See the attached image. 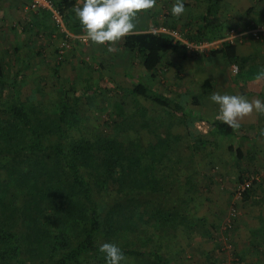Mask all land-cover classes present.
<instances>
[{
  "label": "trees",
  "instance_id": "1",
  "mask_svg": "<svg viewBox=\"0 0 264 264\" xmlns=\"http://www.w3.org/2000/svg\"><path fill=\"white\" fill-rule=\"evenodd\" d=\"M51 3L64 25L81 27L75 9L82 7L83 1ZM199 3L204 6L201 11L195 9ZM218 6L225 9L227 4L225 0L186 4L189 19L184 26L188 35L182 38L193 45L222 40L229 28L224 22H212ZM38 10L42 15H52L48 10ZM161 10L152 8L144 14L155 20L156 30L174 31L172 19L181 18L162 15ZM192 10L197 11L194 14ZM245 13L254 17L235 31L258 27L264 21L250 8ZM121 46L139 59L146 73L131 79L128 93L137 105L132 110L106 106L107 115L95 128L88 126L81 105L104 93L102 84L86 81L80 89L57 87L55 92L46 91L41 78L30 80L25 73L26 68L34 71L29 63L34 54H16L19 46L13 49L15 71L0 66V264H105L99 251L104 243L118 245L126 259L134 261L131 264H177L171 253L177 233L190 240L204 236L199 222H192L189 200L181 190L186 185L192 193L203 191L200 184L206 176L201 174L197 184L199 168L194 160L205 156L204 151L210 154L211 146L216 150L224 144L236 160L243 159L240 149L231 143L242 132L222 121L207 122L191 115L200 95L188 99L185 94H164L153 85L158 73L173 69L177 79H182L179 68L166 57L174 54L181 61L189 57L200 62L206 52L189 50L170 35L138 32L137 28L121 40ZM207 54L209 63L222 60L231 69L236 67L231 81L242 89L264 70L252 57L239 55L237 45L228 41ZM36 55L41 54L37 51ZM61 63L57 59V74ZM214 85L209 79L198 84L202 92H209ZM144 102L162 109L169 119L165 127L154 124ZM177 122L186 129L185 134L175 129ZM184 149L189 153L184 155ZM192 151L198 153L195 159ZM182 170L188 173L183 179L179 177ZM248 170L236 177L237 186L248 175L254 176H243ZM261 180L256 178L239 192L238 202H262L257 196L260 191L264 195ZM228 220V227H232L234 219L229 215ZM263 227L252 236L262 233Z\"/></svg>",
  "mask_w": 264,
  "mask_h": 264
},
{
  "label": "rangeland",
  "instance_id": "2",
  "mask_svg": "<svg viewBox=\"0 0 264 264\" xmlns=\"http://www.w3.org/2000/svg\"><path fill=\"white\" fill-rule=\"evenodd\" d=\"M81 1L83 0H76L77 3H80ZM163 2L162 0H157L156 5L159 6V9L162 7ZM194 2H197V0H186V3L189 5ZM29 3L30 0H0L1 69L7 71L11 70V72L15 71L16 68H14V61L16 60V56L13 49L14 46H19L20 51L16 52V54H19L22 57L24 54L29 55L31 53L30 56L34 54V59H30L29 62L31 65H34V71L32 72L27 68L24 71L30 80L36 76L41 78L43 86L46 87V91L55 92L57 87H63L64 89L67 88L68 91L72 88L80 89L85 85L86 81L92 84H102L106 88L104 93L102 92L100 95H95L89 104H86L85 101V105H81L82 115L88 126L91 128H95L97 124H101V122L104 121V117L107 115V113H105L106 106H120L125 110H132L136 107L137 104L135 103L136 101L134 100V97L128 93V90L133 85V80L131 79H137V75L145 76L146 73L142 69L139 59L124 52V49L121 46V41L111 46L114 49L113 51H108V46L95 45L87 40L81 27L77 28V26H74L73 24L66 26L62 23L61 18H59V21L57 20L56 15L54 16L52 14L48 17V15H42L39 10H29L27 6ZM200 4L201 3H199V5ZM225 4H227V8L225 7V9L222 6H218V12L212 16V22L214 24L224 22V24H226L225 27L229 28V30L241 29L249 19L254 17L253 13L250 15L245 13L249 8L254 11V14L257 17H264V0H225ZM171 8L172 7H169V10L168 8L165 10L162 8V15H172ZM202 8H204L202 4L200 7H195V9L199 11H201ZM192 11L195 14L196 11ZM40 13L41 15H39ZM162 15L160 16L161 18ZM180 18L181 21L177 20L180 26H184V23L189 19L187 14L180 16ZM135 20H138V23L143 22L144 24L146 21L149 22L153 20V18L150 14L145 15L144 12H142L138 14ZM196 27L197 26L192 30H195ZM225 27H223L222 30H225ZM184 28L186 29V26H184ZM145 29L146 28H143V30ZM149 30L150 31L146 32L157 31L152 28ZM173 30L179 39L183 37L180 32L181 29ZM250 38L253 39L252 37ZM253 41L255 40L253 39ZM37 51L41 55L37 56ZM57 51L59 52L57 53ZM57 59L62 62L58 69V74L57 72H54V69H56L55 67L58 66ZM189 61L188 64L191 62L194 64V60ZM192 67L194 68L195 64ZM176 72L177 71L173 69L167 73H158V80L156 79V81L153 82V85L164 94L171 93L172 89L177 93L182 92L187 88L191 91L193 87L188 86V84L185 83L186 81L178 80L179 78L175 76ZM178 73L179 77L182 78L183 76L181 74H184L183 69H179ZM191 73L192 72H188L186 76L187 79H190L189 76L194 77ZM126 74L128 78L126 77ZM55 76H59L57 77L58 79L55 80ZM149 82L152 83V81ZM182 87L184 88L182 89ZM141 104H143L142 100ZM144 104L148 106L149 116L154 124L158 126V128L165 127L169 119L164 115L162 109L147 102H144ZM186 107L189 109L192 108H190L189 104L186 105ZM190 114L198 116V113L195 111H192V113L190 112ZM174 118L175 116H172V119ZM175 125L176 130L185 134L186 129L179 122ZM148 137L150 138L149 135ZM224 142L225 141L222 143ZM263 148L264 144L260 146L259 153H256L255 155L253 154V159L249 158L248 154L246 155L244 152L242 153L243 159L237 160L236 162L233 154H231L233 156V161L235 160L236 164L233 165V161L231 163L230 160V167H225L226 169L223 168V170L228 174L233 172V179L228 177L227 180V177L223 175L219 169L212 171V168L217 167V165H215L217 158L215 160L208 158L209 160H214L212 161L213 167L205 169L200 165L198 166L199 174L196 176L197 184L200 179V171L205 175L210 174L211 177H213L211 173L215 174L214 176H219L213 177L214 181L210 186L211 190H207L206 192L199 191L192 193L186 185L182 188L181 193L189 200V209L194 217L192 222H199L197 225L203 227L204 236L201 238L195 237L193 240H190L189 238L182 236V234L177 233V244L171 249V253L173 255L175 254L174 257L176 258V262L178 261L179 264H207L202 261V256L204 253L210 252L209 248L211 245L214 250L217 251V246L219 249V251L215 253V262L217 264H235L234 258L231 254L234 251V248L237 249L240 246L238 244L239 241L243 246L248 244V242L251 241L249 234L250 231L255 227L259 226L260 228L264 225V195H262L261 191L257 193L259 197H262L261 203L256 202V200L238 202L236 191L239 186L236 184V177L241 171H244V169H249V172L243 174V176L249 173H254L253 175L257 179L261 178L262 183L264 182V171L257 170L261 167L260 164H262V160L260 159H263L264 161ZM192 152L194 156L193 159H195L198 153L195 151ZM188 153L189 151L184 149V155ZM255 156L260 158L259 161ZM203 160L204 158L200 156L198 157V160L195 159L194 161L201 164ZM195 167H197V165H195ZM204 171H207L208 173ZM174 175H176V173ZM185 175H188V173L183 170L179 171V177H182L183 179ZM262 189H264V183ZM212 190H214V192ZM204 199H206L205 202H203ZM229 215L234 219V225L232 227H228V221H230L228 220ZM259 217L261 218L262 225L260 224ZM209 221L214 228H209ZM208 231H210V235H213L220 240H215L216 243L208 241V239L206 240V234ZM236 233H238V238L240 239L234 241ZM167 235L169 236L171 234ZM258 236L259 238H256L257 241L260 242L264 240V227L263 232ZM234 242L235 245H233ZM258 248L262 249L261 254H256L254 257H256L257 260H263L264 243H261ZM179 250L185 253H180ZM203 251L204 253H202ZM131 263H134V261H131L130 259H126L124 262V264Z\"/></svg>",
  "mask_w": 264,
  "mask_h": 264
},
{
  "label": "crops",
  "instance_id": "3",
  "mask_svg": "<svg viewBox=\"0 0 264 264\" xmlns=\"http://www.w3.org/2000/svg\"><path fill=\"white\" fill-rule=\"evenodd\" d=\"M164 0H162L163 2ZM164 4H162L161 8H164V10L166 9V7H172L175 3V0H165L163 2ZM184 4L186 5V0H184ZM165 5V6H163ZM154 8L159 9V6L156 5ZM185 15H189V11L185 10ZM183 14V15H184ZM161 21V17L159 19V22ZM172 21L174 24V29H178L180 30L182 35H188L186 32L187 30L184 28V26H180L179 22H177L176 18L172 19ZM155 22V20H151V21H146L144 24L143 22H139L138 20H135L134 23L136 24V28L138 32H143V31H150L149 29H156L153 23ZM183 25V24H182ZM161 26V25H158ZM143 28H146L145 30H143ZM180 28V29H179ZM182 43H188L187 41L184 40V38H180ZM190 44V43H188ZM235 44L237 45V49H238V53L241 56H248V57H252L254 59V64L260 66L261 68L264 69V40L261 42H256L253 41V39L250 38V36H244L243 38L238 39ZM193 45V44H191ZM207 56H205V58L199 62L198 59L194 60V64L195 67L193 68L192 66H194V64L191 62L188 64V62H190L189 57H186L185 59H183L182 61L179 59V57H176V55L172 54L169 57H166L167 60H169L171 63L175 64L179 69H183L184 74H181L182 77V81H186L185 83L188 84V86H192V90L190 91L188 88L184 89L182 92L177 93L174 89H172L173 94H180V95H187L188 99L189 97H195L198 96L200 97L198 100V104L196 106H193V112H197L198 116L201 117L202 119H204L207 122H213L215 120L217 121H221L216 119L217 115L219 114V107L218 105H215L214 103H212L210 101V96L214 93V92H220L221 94H230V95H244L246 96L250 101L251 100H255L257 98L264 100V80H260L259 82H256L255 79L249 81V83L246 85L244 84V89L237 87L234 83H232L231 81V76L234 73V71H232L231 67H228L224 64V62L222 60H214L212 59L211 62L209 63V57L208 54L206 52ZM193 68V70H192ZM171 71V70H170ZM188 72H192L191 75H193L194 77H190V79H187L186 76L188 74ZM186 73V74H185ZM209 79L210 81H214L215 85L213 86V88L209 91V92H202L201 88H199L198 84H200V82ZM243 86V85H242ZM184 87H182L183 89ZM249 90L251 91V93H249ZM202 92V93H201ZM162 93V92H161ZM249 93V94H248ZM168 94V93H167ZM204 96L206 95L207 98H203L202 95ZM200 95V96H199ZM191 99V98H190ZM189 101V100H188ZM198 118V117H197ZM241 127L240 130L242 133H238L237 135H241V137L239 136V138H234L232 140V145L239 148L240 151L242 153L245 152V154H248V157L253 159L254 155L256 153L260 152V146L262 144H264V137H261L259 134L260 129H264V113H258L256 111H254L252 114H250L249 116L243 118L241 121ZM256 133H258L256 135ZM243 135V136H242ZM225 143V142H224ZM264 149V148H263ZM210 150V154H206V152L204 151V155L202 156L204 158L203 162L198 163V166L200 165L201 167H204L205 169L208 167H213L212 166V162L209 163L210 161H214L216 158L217 160L215 161V165H217V167L212 168V171H214L215 169H219L220 172L225 175L228 180V177H230L231 179H233L232 177H234L233 172L231 173H225V170H223V168H229L230 167V160L231 163L233 161V156L231 154H229L227 152V148L224 144L220 145L219 148H217L216 150L213 148V146H211ZM254 154V155H253ZM209 156V157H206ZM207 158L209 159H214V160H207ZM255 158L259 161L260 158H257L255 156ZM236 160V159H235ZM235 160L233 161V165H235ZM262 160V164L261 167H259L257 170H263L264 171V161ZM237 162V160H236ZM225 168V169H226ZM233 170V169H232ZM206 173H208L207 171H204ZM228 172V171H226ZM203 172L200 173V178L203 177ZM211 175L213 177H218L214 176L215 174L211 173ZM206 176V180L204 183H201L200 185L203 188V191L201 192H206L207 190H211L210 186L211 184H213L214 178L210 177L208 175ZM264 183V182H263ZM263 188V186H262ZM214 192V190H212ZM259 191V189H258ZM257 192V191H256ZM258 196V195H257ZM206 199H204L203 202H205ZM208 202V201H207ZM256 202L261 203L260 201L256 200ZM260 218V217H259ZM261 219V218H260ZM210 224V221L208 222ZM261 224V221H260ZM209 228H214L213 225H209ZM256 229H259L258 227H255L253 230L250 231V240L248 242V244L246 245H241V242L239 241V247L236 249L234 248V251L232 252L231 256H233L234 258V262L235 264H264V255H263V260H257L256 257H254L256 254H261L262 249L258 248L256 245H260L261 243H264V240L262 241H257L256 238H259V232L257 233V236L254 237L252 236V232L255 231ZM210 231L207 232L206 234V240L208 239V241H212L213 243H216L215 240H220L219 238L214 237L213 235H210L209 233ZM255 235V234H253ZM236 238H234L235 240H239L240 238L238 233H236L235 235ZM218 244V243H217ZM235 245V242L234 244ZM214 246V245H213ZM256 246V247H255ZM210 252L209 253H204V251L202 253H204V255L202 256V261L206 262L207 264H217L215 262V253L219 251L218 246H217V251L214 250L212 248V246L210 245L209 248ZM230 252V251H229ZM211 253V254H210ZM264 254V251H263ZM243 255V256H242ZM199 260V259H197ZM245 260V261H243ZM189 262V261H188ZM185 262V263H188ZM177 264L178 261L176 262ZM190 264V263H188ZM191 264H195V263H191Z\"/></svg>",
  "mask_w": 264,
  "mask_h": 264
},
{
  "label": "clouds",
  "instance_id": "4",
  "mask_svg": "<svg viewBox=\"0 0 264 264\" xmlns=\"http://www.w3.org/2000/svg\"><path fill=\"white\" fill-rule=\"evenodd\" d=\"M156 3L157 0H83L82 7L75 9V15L87 40L113 51L112 45L134 32L138 14L154 8ZM184 13V0H176L171 14L179 18ZM254 79L256 82L264 80V70L258 71ZM209 99L219 107L216 119L233 130L240 129V121L254 111L264 113V100L259 98L250 101L244 95L214 92ZM259 134L264 137V129H260ZM99 251L104 255L105 264L126 261L123 250L116 244L104 243Z\"/></svg>",
  "mask_w": 264,
  "mask_h": 264
},
{
  "label": "built area",
  "instance_id": "5",
  "mask_svg": "<svg viewBox=\"0 0 264 264\" xmlns=\"http://www.w3.org/2000/svg\"><path fill=\"white\" fill-rule=\"evenodd\" d=\"M51 4H52L51 0H30L29 10H37V9L48 10L54 16L56 15L57 20L59 21L60 17L52 9ZM156 32L170 35L175 39L178 38L176 36L177 34H175V31L170 32L164 28H159V29H157ZM245 35L252 37L255 41H261L262 39H264V21L258 27H254V28L251 27L249 29L242 30V31H235L234 29H231L228 31V33L226 34V36L222 40H217V41H213L210 43H202L199 45H191V44L185 43V45L187 46L188 49H192V50H195L196 52H203L204 53V52H208L211 49L219 48L222 41H228L231 43H235L238 39L243 38ZM178 40L181 41V39H179V38H178ZM232 69L234 72L237 70V68L234 66L232 67ZM255 179H256L255 176L248 175V177H246L244 179L243 184L240 185V187L238 188L239 189V190H237L238 193L236 191V193H237L236 198H237L239 192L249 188L251 182ZM228 223H229V221H228Z\"/></svg>",
  "mask_w": 264,
  "mask_h": 264
}]
</instances>
